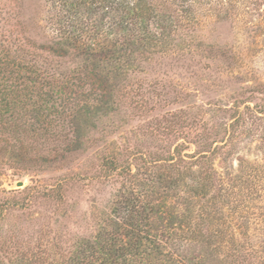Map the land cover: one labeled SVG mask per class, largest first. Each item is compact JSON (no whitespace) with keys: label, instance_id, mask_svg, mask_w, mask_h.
<instances>
[{"label":"rangeland","instance_id":"obj_1","mask_svg":"<svg viewBox=\"0 0 264 264\" xmlns=\"http://www.w3.org/2000/svg\"><path fill=\"white\" fill-rule=\"evenodd\" d=\"M18 2L31 37L38 43L51 38L47 0ZM223 6L230 9L226 20L217 12ZM196 11L195 30H179L177 47L143 66L125 89L130 96L119 98L118 111L88 123L81 152L36 173L10 162L11 151L0 153L1 200L29 199L0 217V259L40 253L57 260L79 238L94 235L120 188L100 170L104 157L123 147L165 154L184 141L192 143L187 153L193 154L202 135L204 143L217 137L225 145L215 161L221 195L216 201L213 192L194 198L196 185L188 178L181 182L170 201L185 214L186 232L175 236L174 248L182 260L204 264H264V113L258 112L264 106V0H200ZM57 61L73 67L70 59ZM236 97H252L255 111H246L232 129ZM144 159H131L132 174L148 183L162 169ZM65 180L63 205L31 191Z\"/></svg>","mask_w":264,"mask_h":264},{"label":"trees","instance_id":"obj_2","mask_svg":"<svg viewBox=\"0 0 264 264\" xmlns=\"http://www.w3.org/2000/svg\"><path fill=\"white\" fill-rule=\"evenodd\" d=\"M18 1L0 3V153L11 151L10 162L36 173L84 149L88 123L117 112L119 98L130 96L125 89L143 66L174 50L179 30H195L200 0H47L53 36L44 43L31 37ZM229 11L217 10L225 20ZM62 59H70L73 67L57 61ZM251 98H235L232 129L246 111H255ZM258 109L264 113V106ZM222 142L214 137L204 143L201 135L193 154L187 153L192 143L184 141L165 154L123 147L104 157L100 170L119 180L120 188L96 233L79 238L57 260L20 254L0 264H204L203 259L182 260L174 248L175 236L186 232L185 214L170 200L187 178L196 185L194 198L212 192L211 200L219 198L215 161L223 157ZM133 156L161 172L148 183L138 180ZM68 180L31 191L63 205ZM28 203L27 196L24 201L0 197V217Z\"/></svg>","mask_w":264,"mask_h":264},{"label":"water","instance_id":"obj_3","mask_svg":"<svg viewBox=\"0 0 264 264\" xmlns=\"http://www.w3.org/2000/svg\"><path fill=\"white\" fill-rule=\"evenodd\" d=\"M22 186H24V183H23V182H19V183L17 184V187H22Z\"/></svg>","mask_w":264,"mask_h":264}]
</instances>
